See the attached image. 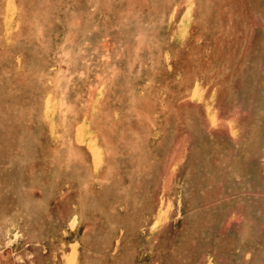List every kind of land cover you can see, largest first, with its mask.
<instances>
[{
    "label": "rangeland",
    "instance_id": "374dc122",
    "mask_svg": "<svg viewBox=\"0 0 264 264\" xmlns=\"http://www.w3.org/2000/svg\"><path fill=\"white\" fill-rule=\"evenodd\" d=\"M0 264H264V0H0Z\"/></svg>",
    "mask_w": 264,
    "mask_h": 264
}]
</instances>
